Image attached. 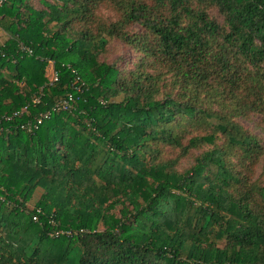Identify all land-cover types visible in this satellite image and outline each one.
<instances>
[{"label": "trees", "instance_id": "obj_1", "mask_svg": "<svg viewBox=\"0 0 264 264\" xmlns=\"http://www.w3.org/2000/svg\"><path fill=\"white\" fill-rule=\"evenodd\" d=\"M40 1L0 8V264H264V0Z\"/></svg>", "mask_w": 264, "mask_h": 264}, {"label": "rangeland", "instance_id": "obj_2", "mask_svg": "<svg viewBox=\"0 0 264 264\" xmlns=\"http://www.w3.org/2000/svg\"><path fill=\"white\" fill-rule=\"evenodd\" d=\"M33 6L36 8H41L42 3L40 0H32ZM213 14H215V11H212ZM139 26L136 25L135 28L137 29ZM139 29V28H138ZM8 38V34L6 31H4L2 28H0V43H2L5 39ZM106 51L103 55H101V59L105 60L106 62H119L120 65L123 64V62L127 61L128 63H131V60H135L136 58V52L132 50L128 45L122 43L118 40L111 41L107 47ZM49 64L46 66V76L49 79L52 78V72H53V62L51 60L48 61ZM127 64V63H126ZM238 122L245 127L250 133L256 135L258 139H260L261 145L264 149V124L261 121V116L256 113H252L246 117H238ZM197 154V153H196ZM192 162V159H186L182 163V167H188ZM256 169V176H262L263 169H264V153L262 157L258 161ZM39 198V191L34 193V196L31 198L30 201L27 202V206L29 208H33L35 202Z\"/></svg>", "mask_w": 264, "mask_h": 264}, {"label": "built area", "instance_id": "obj_3", "mask_svg": "<svg viewBox=\"0 0 264 264\" xmlns=\"http://www.w3.org/2000/svg\"><path fill=\"white\" fill-rule=\"evenodd\" d=\"M5 1L6 0H0V8L5 4ZM21 48L23 50H25L26 52L28 53H31L32 50L25 47V46H21ZM53 80L57 79V73L54 72L53 74V77H52ZM76 88L78 90H80L79 87L76 86ZM72 100H74L72 94H67V96L59 99L53 106L50 110H47L46 112L44 113H41L40 117L37 119V121L35 123H28V124H21L20 127L22 128H27L28 130L32 131L33 129L37 128L38 124H40L42 122V120L44 118H47L49 117V115L52 113V112H59V111H66V110H69L73 107V103H72ZM33 102L34 103H37L39 102V97H36L33 99ZM20 114L21 112L17 111V112H14L13 115H16V114ZM2 119L4 121H9L11 119V116L10 115H3L2 116ZM2 130V127H0V131ZM59 232L56 231L55 234H58Z\"/></svg>", "mask_w": 264, "mask_h": 264}]
</instances>
